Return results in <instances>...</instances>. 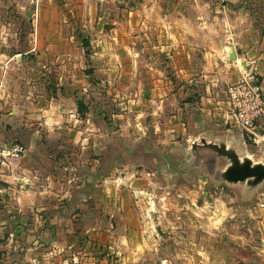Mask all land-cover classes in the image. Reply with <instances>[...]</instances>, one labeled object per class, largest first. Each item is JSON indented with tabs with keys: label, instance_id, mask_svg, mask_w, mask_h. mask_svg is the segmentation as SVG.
Segmentation results:
<instances>
[{
	"label": "crops",
	"instance_id": "0c3cea01",
	"mask_svg": "<svg viewBox=\"0 0 264 264\" xmlns=\"http://www.w3.org/2000/svg\"><path fill=\"white\" fill-rule=\"evenodd\" d=\"M187 1L203 4L207 9L204 14H211L212 5L217 4L218 25L208 22L204 50L194 46L183 51L175 46L166 49L174 58L176 52L183 53L177 66L181 73L175 72L180 79L157 78L160 98H155L159 102L152 127L128 121L129 127L123 126L120 133L116 123L104 122L100 111L84 105L85 99L63 102L68 92L62 88L51 95L48 90L36 91L34 86L27 90L11 86L17 82L12 66L4 72L0 63V77L4 78H0V143L21 141L27 147L3 169L0 179V264L166 260L154 249L163 243L158 226L168 212L174 232L196 230L193 222L199 219L210 232L213 223L223 222L228 213L264 212V185L254 194L260 203L252 206L243 203L238 188H211L209 179L202 176L192 183L180 180L167 187L160 164L152 158L138 161L125 154L121 161L115 159L118 148L131 145L142 135L149 136L148 141L164 152L183 154L187 140L199 134L201 121L212 133L252 143L229 112L228 87L246 71L255 73L264 86V0ZM35 15L34 7L33 19ZM38 16L47 18L40 8ZM230 45H234L237 59H227ZM197 67L202 69L196 74ZM203 78L208 80L203 94L189 88L185 95L191 111L188 126L178 122L180 107L168 116L167 102L178 100L179 90L164 92V82H174L178 88L181 82ZM257 223L263 227L259 224H264V216Z\"/></svg>",
	"mask_w": 264,
	"mask_h": 264
},
{
	"label": "rangeland",
	"instance_id": "374dc122",
	"mask_svg": "<svg viewBox=\"0 0 264 264\" xmlns=\"http://www.w3.org/2000/svg\"><path fill=\"white\" fill-rule=\"evenodd\" d=\"M216 5L211 14H204L203 4L192 5L187 0H0V63L4 72L12 66L17 82L11 86L18 90L34 86L51 95L62 88L68 92L63 102L85 99L84 105L100 111L104 122L116 123L120 133L128 121L152 127L159 102L155 98H160L157 78L180 79L175 72L183 53L176 52L174 58L166 49L175 46L183 51L194 46L204 50L208 22L218 25ZM34 7L35 19L31 16ZM39 8L46 19L39 18ZM22 52L26 54L16 55ZM200 69L196 68V74ZM207 81H184L178 88L174 82H164V92L179 90L178 100L167 102L168 116L180 107L178 122L188 126L191 111L185 103L186 92L195 88L203 94ZM112 113L121 115L113 117ZM247 144L254 153H264V147ZM181 150L190 158L186 147ZM136 159L144 160L140 155ZM243 203L257 206L260 200L254 196ZM228 214L223 222L213 223L210 232L202 219L193 222L196 230L174 232L168 212L158 226L163 243L154 249L166 260H133L131 264H264V224L259 228L257 223L264 212Z\"/></svg>",
	"mask_w": 264,
	"mask_h": 264
},
{
	"label": "water",
	"instance_id": "95a60500",
	"mask_svg": "<svg viewBox=\"0 0 264 264\" xmlns=\"http://www.w3.org/2000/svg\"><path fill=\"white\" fill-rule=\"evenodd\" d=\"M227 59H237L234 45H230ZM149 138L142 135L131 145L125 143L116 150L115 159L121 161L127 157L125 154H131L158 161L167 187L180 180L192 183L198 176H207L211 183L238 188L243 201L253 198L264 185V153H254L243 138L212 133L203 121L199 125V134L187 140L190 158L184 153L164 152L154 147Z\"/></svg>",
	"mask_w": 264,
	"mask_h": 264
},
{
	"label": "built area",
	"instance_id": "2783aa9c",
	"mask_svg": "<svg viewBox=\"0 0 264 264\" xmlns=\"http://www.w3.org/2000/svg\"><path fill=\"white\" fill-rule=\"evenodd\" d=\"M229 112L235 124L252 143L264 144V86L250 71L228 87ZM21 141L0 143V179L3 169L26 151Z\"/></svg>",
	"mask_w": 264,
	"mask_h": 264
}]
</instances>
